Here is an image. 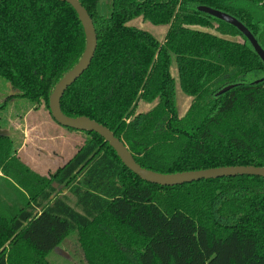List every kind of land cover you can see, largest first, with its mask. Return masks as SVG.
Returning a JSON list of instances; mask_svg holds the SVG:
<instances>
[{"label": "trees", "instance_id": "obj_1", "mask_svg": "<svg viewBox=\"0 0 264 264\" xmlns=\"http://www.w3.org/2000/svg\"><path fill=\"white\" fill-rule=\"evenodd\" d=\"M80 2L98 40L62 97L66 114L108 126L155 171L264 166V80L256 82L264 63L236 26L198 10L235 16L264 48V0H111L109 15L98 0ZM136 18L167 25L163 40L132 25ZM85 46L68 2L0 0V77L12 97L49 110ZM178 89L191 98L181 116ZM80 132L83 145L48 176L0 132V264H52L48 254L72 232L88 264H264V177L155 184L98 133Z\"/></svg>", "mask_w": 264, "mask_h": 264}, {"label": "rangeland", "instance_id": "obj_2", "mask_svg": "<svg viewBox=\"0 0 264 264\" xmlns=\"http://www.w3.org/2000/svg\"><path fill=\"white\" fill-rule=\"evenodd\" d=\"M98 11L103 15H109L111 0H98ZM132 25L145 29L160 40H163L167 31V25H155L142 18L134 19ZM13 92L15 90L11 85L0 77V132L8 134L14 139L17 155L24 164L34 172L48 176L62 167L79 150L86 140V134L57 124L49 115L50 111L44 102L30 105L25 99L12 97L10 94ZM190 102L191 98L178 89L176 104L179 116L186 112ZM32 110H34L33 114L30 113ZM36 115L41 121L50 122V127L54 124V127L50 128L47 125L41 129L26 127L27 122L31 120L30 116ZM112 122L115 124L114 121ZM59 189L62 188L59 187ZM0 190L2 192L6 190L3 184L0 185ZM6 202L16 205L15 202L7 200ZM47 258L52 264H88L77 232H72L65 237L48 254Z\"/></svg>", "mask_w": 264, "mask_h": 264}, {"label": "water", "instance_id": "obj_3", "mask_svg": "<svg viewBox=\"0 0 264 264\" xmlns=\"http://www.w3.org/2000/svg\"><path fill=\"white\" fill-rule=\"evenodd\" d=\"M72 5L76 10L79 19L81 20L85 36L86 46L84 52L78 62L68 70L61 79L54 86L49 96V110L54 120L61 126L77 129L79 131H94L98 133L109 145L116 151L121 161L129 168L132 172L138 175L140 178L152 182L155 184L172 186L184 183H190L193 181L209 178H219L237 175H252L264 177V166L256 165H228L203 168L197 170H186L173 173H164L155 171L139 164L130 152L125 143L111 130L108 126L99 122L98 120L91 118L87 115L71 116L66 114L61 105L62 97L66 90L84 73L89 67L96 48H97V34L96 29L87 9L82 5L80 0H62ZM198 10L208 13L216 18H219L225 22H228L236 26L251 43L257 54L260 56L264 63V48L260 45L257 38L235 16L224 12L222 10L207 6L200 5ZM264 76L258 79L256 82L263 81ZM234 84H230L222 88L217 94L224 93L231 89Z\"/></svg>", "mask_w": 264, "mask_h": 264}, {"label": "crops", "instance_id": "obj_4", "mask_svg": "<svg viewBox=\"0 0 264 264\" xmlns=\"http://www.w3.org/2000/svg\"><path fill=\"white\" fill-rule=\"evenodd\" d=\"M30 110V109H29ZM28 110V111H29ZM30 113L31 114H33L34 113V110H32V111H30ZM36 113V112H35ZM30 114V115H31ZM49 115H51V113L49 114ZM52 116V115H51ZM30 118H31V120L30 121H28L27 123H28V125L26 126V127H29V128H31V129H41L44 125H47V126H49L50 127V122H43V121H41L39 118H38V116L36 115V116H30ZM53 118V117H52ZM57 123V122H56ZM58 124V123H57ZM54 124H52V126L51 127H54L53 126ZM60 125V124H59ZM50 127V128H51ZM64 127V126H63ZM66 128V127H65ZM25 142H26V140H25Z\"/></svg>", "mask_w": 264, "mask_h": 264}]
</instances>
